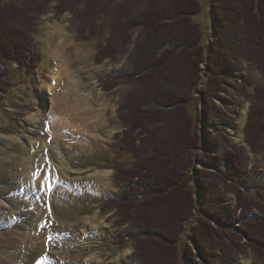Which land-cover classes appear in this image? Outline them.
<instances>
[{
	"label": "rangeland",
	"instance_id": "rangeland-1",
	"mask_svg": "<svg viewBox=\"0 0 264 264\" xmlns=\"http://www.w3.org/2000/svg\"><path fill=\"white\" fill-rule=\"evenodd\" d=\"M198 2L201 9L193 17V22L200 26L202 45L206 47L214 30L212 0ZM110 22V18L101 17L95 25L88 27L76 14H57L51 8L41 17L32 34L30 49L37 57L36 63L32 62L34 67L0 64V72H3L0 76L6 82V85L0 83V166L3 165L1 161L9 159L6 166L11 169L7 177H0V260L9 259L17 253L21 255L17 264H39V261L40 264H132L134 261L135 242L123 241L120 236L129 230L130 222L118 224L116 208L108 205L109 201L125 193L132 196L140 193L138 188L145 183L140 172L132 170L136 162L132 153L122 154L121 171L111 167L117 159L114 150L123 142L126 133L121 121L124 115L122 109L136 89L123 79L130 72L131 46L124 53H119L115 47H108ZM56 27L68 35L74 45L73 51L75 47H80L86 52L80 62L72 50L67 51L66 61L70 60L67 68L72 73L70 76H75L70 83H74L72 89L77 96H86L92 108L102 111L101 116L109 128L106 129L112 132L108 138H104L102 132L100 139L95 134V139L88 135L84 140V131L65 129L56 133L51 130L57 114L52 107L53 94L50 91L42 93V88L45 83L51 84L52 90L56 88L54 84L57 81L53 79L52 70L58 65L48 59V52L56 44L53 35ZM46 58L47 64H43ZM231 68L230 76H226L222 85L224 92L205 99L213 106L211 117L203 114L202 105L198 108L197 131L202 143L197 160L205 162L207 156H219L222 152L242 148L246 157L244 170L249 173L244 178L245 184L231 186L237 190L236 193L227 192L225 187L220 186L221 201H217L220 205L214 204L218 206L220 222L214 223L206 218L211 212L208 206L210 199L206 195L211 179L204 178L205 172L212 171L202 163H195L189 185L195 191L192 199L197 204L194 219L185 225L177 241L176 264H264V126L253 119L254 115L252 117V89L245 84L253 82L264 88V78L248 62L232 63ZM100 104L102 107L99 108ZM74 105L67 106L74 109ZM220 112L228 124L226 129L220 128ZM124 146L130 149L128 142ZM25 152L35 157L33 162L36 164L32 168L34 179L29 182L38 179L45 185L44 199L36 196L38 200H34L31 197L34 188H28V191L27 180L25 182L21 175L19 161L25 157ZM135 172L139 176L138 181L128 183V189L127 185L119 184L118 178L120 180L125 174ZM100 177L108 183L106 194L96 182ZM253 186L262 190L254 191ZM251 187L253 189H248ZM206 200L207 203H204ZM147 220L150 221L148 225L154 228L151 232L156 233L160 228V218ZM139 221H146L141 213ZM201 221L207 222L203 230L210 227L215 232V238L199 239L201 242L198 243L194 240L195 229L199 230L203 225ZM146 230L149 231L148 228ZM42 232L41 236L37 235ZM30 234L34 245H45L42 260L27 258L28 252H33L31 242L25 244ZM34 245L33 248H36ZM142 247L145 261L156 264L150 252L151 245L142 244Z\"/></svg>",
	"mask_w": 264,
	"mask_h": 264
},
{
	"label": "trees",
	"instance_id": "trees-1",
	"mask_svg": "<svg viewBox=\"0 0 264 264\" xmlns=\"http://www.w3.org/2000/svg\"><path fill=\"white\" fill-rule=\"evenodd\" d=\"M51 8L57 14H76L88 27L101 17L110 18L108 47L124 53L131 46L130 72L123 79L136 91L122 109L126 133L123 144L114 150L117 159L111 167L121 171L122 154L132 153L136 159L132 170H138L145 183L138 188L140 193H125L108 205L116 208L118 224L130 222L129 230L120 236L135 242L132 264H155L145 261L142 244L151 245L156 264H176L177 241L194 219L197 204L189 185L195 163L212 171L204 173V178L211 179L206 195L212 212L205 217L214 223L220 222L218 206H214L220 205V186L236 193L231 186L245 184L249 173L244 170L242 148L207 156L205 162L197 160L202 143L197 131L198 108L202 105L203 114L211 117L213 106L205 99L224 92L222 85L232 72V63L248 62L264 78V0H212L216 37L206 47L200 26L193 22L201 9L198 0H0V64L34 67L37 57L30 49L32 34ZM1 76L0 83L6 85ZM245 84L252 89V117L264 126V88L253 82ZM218 118L220 128L226 129L221 112ZM126 142L130 149L124 146ZM130 174L118 178L127 189L128 183L139 178L136 172ZM140 213L145 223H140ZM152 217L160 218L158 233L151 232L154 228L148 225L147 219ZM206 223L201 221L202 227L195 229V242L215 238L210 227L203 230Z\"/></svg>",
	"mask_w": 264,
	"mask_h": 264
},
{
	"label": "bare ground",
	"instance_id": "bare-ground-1",
	"mask_svg": "<svg viewBox=\"0 0 264 264\" xmlns=\"http://www.w3.org/2000/svg\"><path fill=\"white\" fill-rule=\"evenodd\" d=\"M60 29L61 28L56 27V30L53 32L54 33L53 35H55L56 44L53 43L55 45L48 52V57H49L48 59H49V61H50V59H52L53 63L55 65H58V66H60V64L63 63V66H60V67L57 66L56 68H54L52 70V74L54 75V76L52 75L53 79H54V81H57V83L55 82V84H54L56 86V88L52 90V85L49 83H45L43 85V88H42V90H43L42 93H44V92L46 93V92L50 91V93L53 94L52 95V99H53V102H52L53 106L52 107H53V109H55L54 112H56L57 114L54 117V120H53V123L51 126V130L55 131L56 133L58 132V130L62 131L65 129H67V130L69 129L72 132L73 131H79V130L84 131V135H85L84 140L87 138L88 135H90L94 138L95 134H96V138L100 139V136H102L101 135L102 132L104 134L103 135L104 138H108L110 136V134H112V132H109L107 130L109 128L105 124L103 116H101L100 112H102V111L92 108L93 106H91L89 104V102H87L86 96H80V95L77 96L76 93L72 89L74 83H70V82L75 80L74 79L75 76L74 77L70 76L72 73H71L70 69L67 68L70 65V64H68V63H70V60L66 61V59L68 58L66 56V53L69 49L73 51L74 45L70 41L68 35L64 31L62 32V30H60ZM73 53L75 54L74 56L76 57V59H78L80 62H82V60H84V58L86 56V52L83 49H81L80 47H75V51H73ZM43 64H47V58L45 59ZM69 104L70 105L75 104L74 106H76V107L74 109L69 108L67 106ZM100 107H102V104H100L99 108ZM74 122H75V124H73ZM241 123L242 124L244 123V118H243ZM114 130H116V129H114ZM76 136H77V134H76ZM104 138H102V140ZM34 158L35 157L33 155H31V153L25 152V157H23L22 160L19 161V162H21L19 164L21 165V175L23 176V179L25 182L27 180V182H26L27 183L26 184L27 189L28 188L32 189V187L34 188L33 194H31L33 196H31V197H33L34 200H38L39 198L41 200V199L45 198L44 192H46L47 188L45 187V185L41 184L38 181V179L33 180V182H29V181H32V179H34V176H32L33 175L32 168L36 166V164L33 162ZM5 160L6 161H1L3 163V165L0 166V177H7V175L9 173H11V171H10L11 169L9 168V166L8 165L6 166V164H8L9 159L8 160L5 159ZM20 165L17 167H20ZM39 165L40 164H38L37 167L40 168ZM15 169H16V167H15ZM104 181H105L104 177H100L99 181H96V182H98L97 184L101 188H103V190H101L102 193L106 194L109 190V187H108V183H104ZM17 182H19V180H17ZM21 184L23 185V183H21ZM89 185H90L89 186L90 189L92 190L93 185L91 184V182L89 183ZM29 190L30 189H28V191ZM36 196L38 197V199H36ZM25 198H27V197H25ZM40 200H39V203H40ZM25 201H26V199H25ZM35 231H37L36 227H34V232ZM34 234L36 236V232ZM41 234H44V233L43 232L40 234L37 233V235H39V236H41ZM31 240L33 241L34 239L30 234L28 237V240L25 241V244H28L31 242L30 248L32 247L31 249L33 250V252H31V253L28 252L29 256L27 258H28V260L31 258H34V260L37 258L40 259L42 257V255L44 256V253H45V250H44L45 247L44 246L45 245L43 243L34 245L35 242H32ZM32 245H34V247L36 246V248H33ZM13 248H15V247H13ZM18 259H21V255L19 256V254L15 253V255L11 256L9 259L7 258V259L0 260V263L17 264L18 263L17 261H19ZM40 260H42V259H40ZM20 262L22 263V261H20ZM40 263L41 262L39 261V264Z\"/></svg>",
	"mask_w": 264,
	"mask_h": 264
}]
</instances>
